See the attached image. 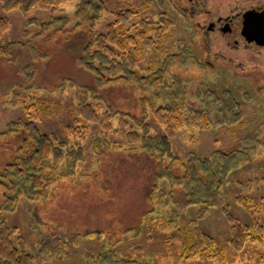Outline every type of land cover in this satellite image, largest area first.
I'll list each match as a JSON object with an SVG mask.
<instances>
[{"label": "rangeland", "instance_id": "1", "mask_svg": "<svg viewBox=\"0 0 264 264\" xmlns=\"http://www.w3.org/2000/svg\"><path fill=\"white\" fill-rule=\"evenodd\" d=\"M230 1L207 0L205 7L210 10L209 15H214L216 10L226 11L221 4ZM88 2L81 21L76 18L74 1L61 4L54 11L35 7L27 16L18 10L5 11L0 3V19L8 21L6 28H0V45L9 53L0 54V131H6L0 137V174L17 146L7 124L26 120L24 108L32 97L42 98L50 108L48 114L40 112L36 121L39 129L57 142L79 145L84 150V159L72 170L62 161L57 169L61 177L50 184L47 198L21 197L13 211H3L6 222L15 229L13 240L22 241L26 252L33 255L32 264H219L216 260H203L197 253L171 257L163 247V237L174 229V222L163 220L166 216L172 219L170 212L174 210L183 220L185 232L190 228L187 224L195 222L224 248L226 262L220 264H264L263 243L253 241L236 251L226 240V213L243 225L264 219V82L257 89L261 83L251 79V66L243 70L220 56L224 53V40L214 41L210 39L212 34L209 38L205 33L204 41L195 26L201 17L191 18L187 0ZM245 3L249 4V0ZM128 8L161 29L156 32L159 43L144 50L134 69L136 74L145 76L153 62L158 69L167 60V83L175 77L187 92L180 124L169 137L177 158L171 162L174 172L182 174L195 157L216 159L220 152L231 149L248 154L226 174L218 202L212 206L192 203L170 206L165 211L158 206L151 208L146 190L154 161L141 151L139 143H129L121 135L117 118L111 119L109 130L89 124L82 137L66 128L72 123L71 107L81 100L91 102L98 112L111 108L113 112L140 116L139 93L134 85L97 88L94 77L80 65L83 37L105 31L117 12ZM174 54L181 60L173 58ZM87 88L102 97L85 96ZM13 91L19 96L11 105ZM211 94L236 101L237 119H227ZM162 102L155 101L154 105ZM199 109L208 113L209 124L205 128L185 121L194 117L190 111ZM146 116L151 135L167 132L166 125L156 121L151 109ZM135 130L140 132V128ZM163 161L169 165L171 159L166 157ZM159 185L167 191L165 179ZM148 208L156 213L152 210L135 232L129 231ZM256 230L249 228L257 238ZM113 257L118 261H112Z\"/></svg>", "mask_w": 264, "mask_h": 264}, {"label": "trees", "instance_id": "2", "mask_svg": "<svg viewBox=\"0 0 264 264\" xmlns=\"http://www.w3.org/2000/svg\"><path fill=\"white\" fill-rule=\"evenodd\" d=\"M71 1L77 4L76 18L79 21L83 20L89 7L88 0H0V3L5 11L18 10L22 15L27 16L35 7L54 11L61 4ZM97 1L100 3V0ZM7 24L6 19H0V28H6ZM158 30H161L158 25L147 21L146 17L138 11L128 8L117 12L115 19L106 25L105 31L83 37L80 48L81 67L94 77L97 88L106 89L107 85L112 84L134 85L139 93L137 103L140 116L126 112H113L111 108L98 112L97 107L91 102L81 100L71 107L72 123L66 128L82 137L89 124H97L104 130H109L111 119L117 118L121 135L129 143H139L141 151L154 161L151 168L153 176L146 190V200L151 208L158 206L165 211L170 206L177 207L192 203L212 206L218 202L217 198L225 184L226 174L239 166L243 158L247 159L248 154L243 150L231 149L220 152L216 159L195 157L182 174L178 175L174 172L171 162L177 158L170 145L169 137L175 126L180 124L186 89L182 81L175 77H172V82L167 83L164 78L170 75L167 60H164L158 69H155L153 62L147 67L145 76H138L134 70L144 50L159 43L160 38L156 33ZM152 32L155 34L151 35ZM0 54L9 53L0 45ZM175 57L181 60L178 54H174L173 58ZM84 93L85 96H97L89 88L85 89ZM12 95L15 98L11 100V105L15 104L19 93L13 91ZM101 97V94L97 96V98ZM212 97L216 104H220L219 111L224 113L227 119H237L239 110L236 101L231 98H218L216 95ZM202 100L204 103L205 94ZM155 101L163 102L155 106ZM147 108L151 109L158 123L166 125L165 134L151 135L149 123L146 121ZM24 110L26 120L18 119L7 124L17 139V146L13 152H10V157L4 163V169L0 174V264H32L33 262V255L26 252L22 241L13 240L12 235L15 229L8 225L5 214L15 209L21 197L29 200L47 198L50 195V184L61 177L57 169L62 165V161L66 162L68 170H72L77 162L84 159L82 147L57 142L36 125L39 115L48 114L50 110L45 100L32 97ZM190 112L196 120L192 116L185 121L203 128L207 123L209 124L205 109ZM128 125L130 130L126 131ZM136 127L140 128V132L135 130ZM5 135V130L0 131V137ZM166 157L171 159L169 165L164 164L163 160ZM161 179H165L168 185L167 191L159 185ZM152 210L154 209L144 210L137 221L138 224L128 230L135 232L143 223L144 216L150 212L153 213ZM170 214L172 219L166 216L163 223L173 220L174 229L166 231L163 247L170 252L171 257H177L179 253L180 255L197 253L203 260L212 259L219 264L226 262L224 248L218 245L211 235L205 233L195 222L187 224L190 228L185 232V224L177 212L172 210ZM226 215L229 222L226 240L234 250H242L243 246L253 241L264 244V219L254 220L252 225H243L232 215L228 213ZM249 228L257 229L255 231L257 238L249 232ZM112 261H118V259L113 257Z\"/></svg>", "mask_w": 264, "mask_h": 264}, {"label": "flooded vegetation", "instance_id": "3", "mask_svg": "<svg viewBox=\"0 0 264 264\" xmlns=\"http://www.w3.org/2000/svg\"><path fill=\"white\" fill-rule=\"evenodd\" d=\"M206 1L187 0L190 4L188 10L191 12V18L196 15L201 17L195 22L197 33L202 34L204 41L207 37L210 38V34L213 35L210 39H214V41L224 40V53L220 56L242 66L243 70H247L245 68L251 66L253 72L251 71L250 77L254 82L260 81L259 85L260 83L261 85L257 88L260 89L264 82V59H261L264 56V44H260L255 38L246 34L244 13L254 8L264 7V0H249V4L245 3L247 0H231L230 4L228 2L221 4V7L226 11L219 9L221 12L216 10L213 12L214 15H209L210 10L205 7ZM185 9L187 10V8ZM202 13L205 15H201ZM205 33L207 37H205Z\"/></svg>", "mask_w": 264, "mask_h": 264}, {"label": "water", "instance_id": "4", "mask_svg": "<svg viewBox=\"0 0 264 264\" xmlns=\"http://www.w3.org/2000/svg\"><path fill=\"white\" fill-rule=\"evenodd\" d=\"M244 29L246 34L264 44V7L254 8L244 13Z\"/></svg>", "mask_w": 264, "mask_h": 264}]
</instances>
